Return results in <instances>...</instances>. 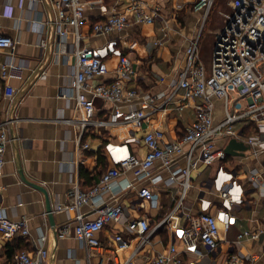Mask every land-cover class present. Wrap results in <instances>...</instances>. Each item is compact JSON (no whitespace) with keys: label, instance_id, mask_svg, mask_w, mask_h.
I'll return each instance as SVG.
<instances>
[{"label":"built area","instance_id":"2783aa9c","mask_svg":"<svg viewBox=\"0 0 264 264\" xmlns=\"http://www.w3.org/2000/svg\"><path fill=\"white\" fill-rule=\"evenodd\" d=\"M46 1L56 9L54 24L60 41L64 42L70 33L75 37L76 61L69 94L76 99L77 106L84 113L81 119L83 130L93 122L97 98L113 105L112 119L98 121L100 125L118 122L131 126L133 130L143 129L150 108H160L166 113L181 111L186 106L183 103L185 99L195 101V118L177 139H167L162 127L145 132L142 141L147 152L143 157L126 150L127 144H108V150L116 153L114 165L104 171L100 180L87 190L75 186L69 202L57 206L58 210L71 213L75 223L73 228L65 224L61 229L62 235L73 236L85 244L88 264H138L135 260L138 251L150 242L151 235L163 224H170L172 214L182 208L187 192L192 187V171L201 166L214 167V174L210 178L211 187L200 194L198 212H188L185 223L172 229L171 241L166 250L157 253L145 264H199L201 260L211 257L220 248L221 241H224L220 238L221 231L230 230L237 223L238 210L249 203L248 193L259 190L264 197V0H229L232 12L223 13L226 23L216 35L209 67L200 55V33L189 40L184 62L176 77L170 81L172 87L183 90L184 100L175 102L173 107L172 97L176 91L160 102L166 96L163 91L153 94L139 87L138 63L121 44V33L131 21L148 24L161 19L158 7L149 10L141 0H131L124 10H119L116 5L109 8L105 0ZM215 2L193 0L192 9L202 11V17L206 18ZM87 6L99 7L101 10L99 18L90 24L92 36L104 38L99 44H82V40L87 39L82 32L83 25L89 22L85 14ZM164 23L170 31L173 30L168 21L164 20ZM157 42L163 43V40ZM46 44L45 39H42L41 45ZM16 45V39L0 28V51L9 50L14 54ZM112 59H116L114 67L110 65ZM19 69L20 66L13 61L3 63L2 77L5 80L20 78ZM111 71L115 77L110 81L91 83ZM161 80H165V76ZM16 92V87L8 81L4 86L0 85V96L6 99H12ZM219 100L223 103L225 115L217 122L215 117ZM124 105L129 109L124 111ZM130 138V141L136 139L135 135ZM230 138L243 142L248 149L229 157L220 142ZM11 139L7 124L0 120V170L6 163L5 153ZM83 146L88 148L89 144ZM233 157L241 159L233 163ZM243 158H251L253 167L243 170ZM182 159L186 161L185 166L178 165ZM135 167L140 169L139 180L150 178L153 182L162 179L160 174H154L153 171L166 169L170 172L166 183H176L181 189L171 214L155 225L146 216L128 219L123 204L104 198V194L111 191L113 199H116L125 189L120 182L116 183L117 180L125 169ZM115 183L117 189H114ZM129 185L134 186L133 183ZM138 195L141 201L146 200L156 208L159 194L150 187H140ZM85 206H90L89 213L84 211ZM111 223L122 225L138 240L132 254L121 257L119 250L128 249L133 240H126L122 233L114 235L113 241L118 248L102 242L99 233ZM0 235L4 238L30 236L27 219L15 220L8 216L2 205L1 193ZM262 237L264 225L242 230L235 241H228V245H241L246 239L259 240ZM46 241L47 236L41 235L36 241V249L19 251L12 264L48 263L50 251L45 245ZM187 255L190 259L186 258ZM245 256L240 252H230L225 264H244V261L255 264L259 259V253Z\"/></svg>","mask_w":264,"mask_h":264},{"label":"crops","instance_id":"0c3cea01","mask_svg":"<svg viewBox=\"0 0 264 264\" xmlns=\"http://www.w3.org/2000/svg\"><path fill=\"white\" fill-rule=\"evenodd\" d=\"M130 1L105 0V4L109 8L116 5L119 10H124ZM141 1L149 10L158 7L162 18L148 24L131 21L121 33V44L138 63L139 87L153 94L163 91L166 96L160 102L176 91L172 97L173 102L171 101L173 107L175 102L184 100L183 90L172 87L170 81L176 77L184 62L189 40L200 33L197 24L203 12L192 9L193 0H183L182 6V0ZM100 12L99 7L87 6L85 9L89 22L82 27V32L87 36L82 44H99L104 41L103 37H94L90 33V24L99 18ZM55 16L56 9L46 0H0V28L17 41L14 54L9 50L0 51V85L4 86L8 81L17 89L12 99L0 96V120L7 124L12 138L5 153L6 163L0 170V193L8 216L15 220L27 219L30 228L29 237L17 235L4 238L0 235V264H12L15 255L21 250H35L36 241L41 235L47 236L45 245L50 251L46 264H88L85 244L73 236L62 235L61 229L65 224L73 228L75 223L71 219V213L58 210L57 206L69 202L70 193L75 186L87 190L100 180L104 171L114 165L116 153L108 150L109 143L127 144L126 150L143 157L147 152L142 141L146 131L162 127L166 138L174 140L186 131L195 118V101L185 99L183 103L186 106L181 111L171 110L166 113L160 108H150L144 127L140 130H133L131 126L118 122L100 125L98 121L112 119L113 105L97 98L93 122L83 130L81 119L84 113L77 106L76 99L69 94L76 61L75 37L70 33L64 42L60 41L55 31ZM164 20L173 26V30L170 31L165 26ZM201 36L202 33L200 42ZM42 39L47 42L46 46L41 45ZM160 39L163 43L157 42ZM11 61L20 66L18 74L21 77L5 80L1 74V65ZM115 64L116 59L110 60L112 67ZM163 76L165 80H161ZM114 77L115 74L111 71L91 83L110 81ZM218 102L222 106L216 108L217 122L225 115L222 101ZM128 109L124 105L123 110ZM134 135L136 139L130 141V137ZM232 139L235 138L223 140L220 144L226 148ZM85 143L89 144L88 148H84ZM247 149L248 146L245 149H235L236 154L228 156H236ZM99 153L103 156L102 162H99ZM236 161V157H233V163ZM178 165L185 166V159L180 160ZM139 170L138 167L125 169L116 182H120L125 189L116 199H113L111 191L106 192L104 198L123 204L128 219L146 216L155 225L171 214L181 189L176 183H166L170 176L166 169L153 171L162 176L158 182H153L150 178L139 180ZM214 171V167L204 166L192 171V187L187 192L182 208L172 214L170 224H163L151 235L150 242L138 251L135 256L138 264L149 263L157 253L166 250L171 241L172 229L185 223L188 212H198L200 194L211 187L210 178ZM242 178L245 180L244 175ZM116 183L114 189H117ZM143 186H148L159 194L156 208L139 198L138 190ZM43 190L49 195L53 222L50 220ZM249 193V203L238 210L237 223L227 232L221 231L220 238L224 241H221L220 248L210 259L201 260L199 264H225L228 254L233 251L240 252L244 258L248 253H259L255 264H264V237L259 240L246 239L241 245H228V241H235L242 230L264 225V197L259 190ZM84 211L89 213L90 206H85ZM161 229L165 230V234L161 233ZM116 233H122L126 240L133 239L128 249L119 250L121 257L132 254L137 248L138 240L122 225L109 224L99 233V237L106 245L118 248L113 241ZM186 258L190 259L188 255Z\"/></svg>","mask_w":264,"mask_h":264},{"label":"rangeland","instance_id":"374dc122","mask_svg":"<svg viewBox=\"0 0 264 264\" xmlns=\"http://www.w3.org/2000/svg\"><path fill=\"white\" fill-rule=\"evenodd\" d=\"M232 8L229 5V0H216L212 10L206 18H201L200 22L197 24L201 36L200 42V55L204 63L209 67L212 59V50L215 43L216 35L223 29L226 18L223 13H231ZM217 105L220 108L222 105L220 102ZM241 157H236L237 162H239ZM243 169L253 167V160L251 158H243L242 163ZM247 167V168H246ZM246 168V169H245ZM250 194V193H249Z\"/></svg>","mask_w":264,"mask_h":264},{"label":"water","instance_id":"95a60500","mask_svg":"<svg viewBox=\"0 0 264 264\" xmlns=\"http://www.w3.org/2000/svg\"><path fill=\"white\" fill-rule=\"evenodd\" d=\"M238 148L239 149H245L246 148V145H244L242 142H239V141H237L235 139H232L231 142H230V144L225 148V150H226V153L228 155H233V154H236L235 153V149H238ZM22 177L24 178L23 175H22ZM38 188L42 189L41 187H38ZM43 191L46 194L47 210L49 212L50 220H51V222H53V217H52L53 216V213H52L53 209H52V206H51V204H50V202L48 200L49 199V195H48V192L46 190H43ZM56 228L57 227H55V235L57 236ZM209 259H210V257H209Z\"/></svg>","mask_w":264,"mask_h":264},{"label":"trees","instance_id":"16d2710c","mask_svg":"<svg viewBox=\"0 0 264 264\" xmlns=\"http://www.w3.org/2000/svg\"><path fill=\"white\" fill-rule=\"evenodd\" d=\"M99 162H102L103 160H102V158H103V156H101V154L99 153ZM161 233L162 234H165V230L164 229H161Z\"/></svg>","mask_w":264,"mask_h":264}]
</instances>
